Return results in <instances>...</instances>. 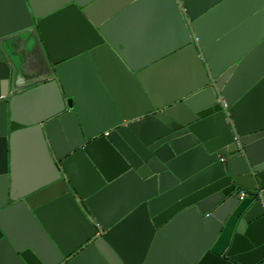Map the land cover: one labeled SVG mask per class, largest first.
<instances>
[{"label":"water","instance_id":"95a60500","mask_svg":"<svg viewBox=\"0 0 264 264\" xmlns=\"http://www.w3.org/2000/svg\"><path fill=\"white\" fill-rule=\"evenodd\" d=\"M152 3L171 46L131 59L113 25ZM86 261L264 264V0H0V264Z\"/></svg>","mask_w":264,"mask_h":264},{"label":"crops","instance_id":"0c3cea01","mask_svg":"<svg viewBox=\"0 0 264 264\" xmlns=\"http://www.w3.org/2000/svg\"><path fill=\"white\" fill-rule=\"evenodd\" d=\"M43 1L48 3L49 0ZM108 4L109 2H103L96 11L105 12ZM143 26L144 30L139 35L135 34V30ZM64 29L65 27L61 25L58 27L57 33L62 35L65 31ZM112 29L119 37H131L128 45L131 59L146 60L149 57L158 56L171 46V39L169 38L170 26L158 3H152L146 7L125 13L114 23ZM170 62L189 61L184 55L173 58ZM180 66L185 67L183 63ZM180 66L174 67L175 71L172 75L176 74ZM40 100L41 97L39 95L25 98L20 105V120H27L29 115H34L39 108V103L42 101ZM56 141L60 145L65 141V135L62 130L59 132ZM7 166L8 173L12 174L17 185L23 190L32 189L43 181L41 158L34 141L26 134H21L18 137L12 151L8 148ZM56 224L62 229L65 228V223L62 221H57ZM15 227L20 229L18 223H15ZM79 264L91 263L86 261Z\"/></svg>","mask_w":264,"mask_h":264},{"label":"built area","instance_id":"2783aa9c","mask_svg":"<svg viewBox=\"0 0 264 264\" xmlns=\"http://www.w3.org/2000/svg\"><path fill=\"white\" fill-rule=\"evenodd\" d=\"M246 193H247V190L244 189V188H241L240 191H239L240 197L244 196Z\"/></svg>","mask_w":264,"mask_h":264}]
</instances>
